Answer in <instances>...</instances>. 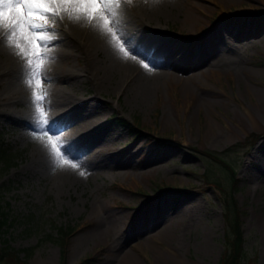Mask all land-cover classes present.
<instances>
[{
	"label": "rangeland",
	"instance_id": "374dc122",
	"mask_svg": "<svg viewBox=\"0 0 264 264\" xmlns=\"http://www.w3.org/2000/svg\"><path fill=\"white\" fill-rule=\"evenodd\" d=\"M231 1L227 11L212 5L213 11L200 13L203 25L196 29L182 25L180 13L160 18L156 41L167 45L164 56L169 52L173 59L188 49L187 60L180 61L190 66L185 72L141 58L157 72L185 77L214 58L202 54L193 63L189 50L207 48L218 35L225 44L231 36L223 52L234 53L233 69L241 70L240 75L226 73L197 88L198 96L206 98L202 106L193 99L186 105L177 83L167 93L152 92V97L141 101L133 89H127L133 79L131 72L125 77L126 59L120 54L114 58L102 43L70 41L56 48L60 56L54 64L55 75L63 71L71 79H54L52 67H44L41 74L48 125L59 122L51 103L61 93L71 95L72 104L97 98L105 106L101 113L92 108L75 115V120L69 114L60 127L45 133L35 118V86L13 82L18 90L9 94L7 82H0V110L6 106L10 113L0 112V140L13 152L10 166L0 171V205L7 213L3 238L21 258L29 251L25 258L29 264H59L64 250L65 264H77L87 255L97 258L93 264H218L225 247L222 191L205 182L207 173L234 195L240 210L243 264H264V38L260 37L264 0ZM55 45L47 43L46 47ZM4 46L1 42L0 59L7 55ZM5 67L1 63L0 72ZM88 121L98 127L91 136L102 153L100 171L90 165L87 155L68 156L60 136ZM250 133L260 135L250 148L238 145ZM49 136L57 140L64 158L79 167L55 166L47 146ZM156 138L179 144L158 143ZM193 148L213 151L232 164L236 171L232 192L227 171ZM134 170L150 176L135 181ZM174 217L181 221L176 222L170 241L175 249L168 242L154 244L151 239L147 245L150 235ZM67 226L72 229L62 246L59 227L65 231ZM139 242H145L144 249H138Z\"/></svg>",
	"mask_w": 264,
	"mask_h": 264
},
{
	"label": "bare ground",
	"instance_id": "6f19581e",
	"mask_svg": "<svg viewBox=\"0 0 264 264\" xmlns=\"http://www.w3.org/2000/svg\"><path fill=\"white\" fill-rule=\"evenodd\" d=\"M253 1L255 0H252V2ZM231 2V0H164V2L161 4L151 5L150 3H146L145 0H135L134 3H127L126 0H120V5L116 9L117 17L113 19L111 26L116 28L117 35H120L121 40L123 41L124 37L123 35H121V27L117 26V21H119V24L122 26L123 30L126 31L127 35L132 38V42L139 45L147 52V54L149 55L148 61L151 60V64L157 63L159 64L158 66L169 65L170 67L183 72L185 70L184 68L190 67L184 62L187 60V58L185 57H187L186 52L188 51V49L185 48V51H181L179 57H176L175 59L171 57L169 52L164 56V51L166 50L167 45L159 46L158 41H156L159 38L158 34L162 27L160 26V18H168L170 14L180 13L183 15L182 25L188 27L189 29H196L199 25L200 27L203 25V18L200 16V13H206L210 10L213 11L215 8L212 5L220 8L221 11H227L226 7ZM249 8H251L252 10L254 8V4ZM55 18L58 22H60V24L57 25V22L53 20ZM55 18H53L49 14L48 21H50L45 31L48 35L54 37V39L49 41L48 43L56 45L55 47L48 49L50 55L44 63L45 68L52 67L51 73L53 74L51 75V77L54 76V79L68 77L69 73H63V71L61 75H55L56 72H54V64L57 63L59 59L58 56H60L58 55L59 53H57L56 50L59 49L62 44H71L70 41L72 43H81L82 45H86L87 42H93L96 44L99 43L100 45L102 43L103 46H107L106 48L109 49L110 54L115 56H113L114 58L117 59L121 55L119 51L115 49L109 42L110 34L104 33L98 27H95L96 21H92L91 23H89L84 18L75 20L70 18L67 13H61L60 16ZM63 22L64 26L66 25L65 29H62L63 24L61 23ZM6 36L7 33L3 29H0V43H5L4 41L6 40ZM260 37L264 38V33ZM225 40V44L222 43L224 39L222 40L218 35V37H214L207 48L206 45H204L203 48L202 46H200V48L196 51L189 50V52L192 51L193 53L192 55L189 53L190 56L188 59H190L193 63H198L199 59H194V57L200 58L202 54L205 57H210L211 55H213L214 58L208 60L203 66L193 68L189 73L186 74L185 77L178 76L179 78L173 76L171 77L168 74L164 75L161 72L162 70L160 71L157 69V72L156 69L150 68L149 64L148 68H144L142 65L146 62V60H144L145 62H142L141 58L143 57L135 55V53H133L129 49L128 57L124 58L126 59L124 68L127 69L125 77L130 75L129 73L131 72L133 85L131 84V82V85H128L127 89H133L136 93L137 98L141 99V101H145L148 100L149 97H152V92L161 91L165 94L172 85H176L177 83L180 86L181 92L185 97L184 101L186 102V105L189 104L191 99H193V101L195 100L197 104L202 106L203 100H206V98L198 96L199 92L198 90H196L197 88L205 87V85H207L208 83L210 84L211 79L212 81L214 79L216 80V78L222 75L224 76L226 73L240 75L241 70H236V68L233 69L235 61L234 53H232V51L228 53L223 52L224 50H226L224 46H228L233 38L229 36ZM153 44L156 48L159 49L156 50ZM4 47L6 50L5 53L7 55H5V57H1L0 64L4 63L6 67L3 69V71L0 72V82L5 80L7 82L6 89L8 90L9 94H13L17 93L18 89L15 90L11 84L17 81H20V83L23 84L25 83L24 81L27 78V72L24 68L25 60L20 55L16 54L17 50L13 47H10L8 45ZM125 47L127 48V44H125ZM153 54L154 56H152ZM181 59L184 60V65L181 63ZM92 62L93 60L90 59L89 65H91ZM121 65L122 64L120 62V68ZM213 65H224V71L220 68L212 67ZM244 70H246V68ZM42 73H45L44 70L41 72V74ZM68 78L71 79V77ZM158 78L161 79L159 80ZM96 99L97 98L82 100L80 101V103L78 102L79 100H75L76 104H72V100H74L73 97L69 94L64 95L61 93V95H59L58 97V100L51 103L54 109L53 113H58L56 120H58L59 122L55 124V127H60L62 119H65L69 114H72L70 118H72L73 120L76 117L75 115L81 116L83 114H87L91 112L92 108L95 110V112L101 113L105 106L104 104L102 105L101 102L99 103V101H97ZM0 112L6 114L7 116L10 115V113L7 111L6 106L1 109ZM96 129H98L97 125L91 124L90 121H88L85 124L78 123L77 126L68 129L65 132H62L60 136L63 137L67 145H70L69 152H71V155L68 154V156L79 157L82 154L87 155L86 157L90 161V165L96 171H100V169L103 167L102 153L100 152L101 150L96 147L94 143L95 140H93L91 136V134L93 135V132ZM134 172L135 177H133V179L135 181L138 180V177L140 176H150V174L148 175V173L144 171L139 170L136 172L134 170ZM176 222L181 221L176 217L165 220L164 223L160 225L159 230L150 235V237L147 239L148 241H146V244L147 242H149V239H151V242L154 244L159 243V241H165L168 242L169 246L172 249H175L174 246H171L170 241H172L173 235L175 233L174 231H176ZM143 243L145 242L136 243L138 249L142 250L145 248Z\"/></svg>",
	"mask_w": 264,
	"mask_h": 264
},
{
	"label": "snow or ice",
	"instance_id": "6c2138e0",
	"mask_svg": "<svg viewBox=\"0 0 264 264\" xmlns=\"http://www.w3.org/2000/svg\"><path fill=\"white\" fill-rule=\"evenodd\" d=\"M126 2L129 3V0ZM119 5L120 0H0V29L7 33L4 42L16 49V54L25 60L24 68L27 72V78L24 82L30 87L35 86L33 103L35 105V118L40 131L46 133L55 128V121L52 125L47 124V115L42 106L47 93L42 88L41 72L44 69L45 60L50 55L46 45L54 39L45 31L49 24V14L55 18L61 13H67L70 18L75 20L84 18L89 23L96 21L95 27L110 34L109 42L123 58L128 57L130 49L135 55L149 60L147 52L132 42V38L123 30L119 21H117V26L121 27L123 41L121 36L117 35L116 28L111 26L113 19L117 17L116 9ZM42 44L45 46L42 47ZM125 44H127V48ZM142 66L148 68V64ZM47 146L56 167L64 165H71L72 168L79 167L78 164L64 158L57 140H54L52 136L48 137ZM69 148L70 145L64 144V152L71 155ZM80 174L83 175L84 173L81 172Z\"/></svg>",
	"mask_w": 264,
	"mask_h": 264
},
{
	"label": "trees",
	"instance_id": "16d2710c",
	"mask_svg": "<svg viewBox=\"0 0 264 264\" xmlns=\"http://www.w3.org/2000/svg\"><path fill=\"white\" fill-rule=\"evenodd\" d=\"M249 137H246V141L238 143L240 146H247L249 148L250 144H253L256 139L260 136L259 134L256 135V133H250L248 135ZM157 142L160 143L162 141H170L174 142L171 139H163V138H156ZM179 144V142H175ZM237 145V146H238ZM232 148V147H231ZM195 152L202 154L205 156V158H209L211 161L216 162V164L221 165L222 168L227 170V173L229 175L228 178H230V188L231 192L235 189L234 186L236 184V178L234 176L236 175L235 168H233L232 164L227 161L226 158H223L220 156V154H216L213 151L210 150H201V149H194ZM12 155L13 152L11 148L4 147L2 145V142L0 140V171L2 170L1 167H9L12 163ZM4 167V168H5ZM205 181L211 184H214L216 188L220 191H222V210H223V220L225 222V228L224 230V249L223 254L220 260L218 261L219 264H243V257H244V239H243V232L241 229V213L238 209V205L233 199V194L228 193L226 189H224V186L217 181L209 179V176L207 173L204 174ZM2 206L0 205V264H29V262L25 259L29 255V251H27V256L23 259L19 256L18 251L16 249H13L12 246L9 244V241L6 238H3V234L5 230L3 229V226L6 225L7 222V213L4 210H1ZM67 229L64 231L63 228L59 227V231L62 234L58 239L60 240V243L62 246H65L66 244V235L69 234L71 231V227L67 226ZM65 251H62V257L61 262L59 264H65ZM96 258L94 256H87L81 259L77 264H93L95 262Z\"/></svg>",
	"mask_w": 264,
	"mask_h": 264
},
{
	"label": "clouds",
	"instance_id": "9594fccd",
	"mask_svg": "<svg viewBox=\"0 0 264 264\" xmlns=\"http://www.w3.org/2000/svg\"><path fill=\"white\" fill-rule=\"evenodd\" d=\"M133 0H129V3H132ZM146 3H150L151 5H158L164 2V0H145Z\"/></svg>",
	"mask_w": 264,
	"mask_h": 264
}]
</instances>
